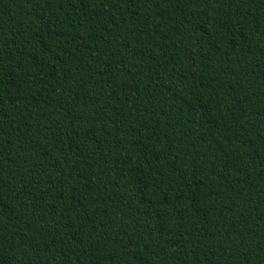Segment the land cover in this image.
I'll return each mask as SVG.
<instances>
[{
	"label": "trees",
	"instance_id": "1",
	"mask_svg": "<svg viewBox=\"0 0 264 264\" xmlns=\"http://www.w3.org/2000/svg\"><path fill=\"white\" fill-rule=\"evenodd\" d=\"M0 264H264V0H0Z\"/></svg>",
	"mask_w": 264,
	"mask_h": 264
}]
</instances>
